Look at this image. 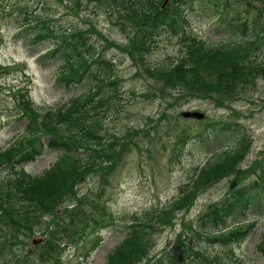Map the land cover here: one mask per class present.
I'll return each instance as SVG.
<instances>
[{
    "label": "rangeland",
    "instance_id": "1",
    "mask_svg": "<svg viewBox=\"0 0 264 264\" xmlns=\"http://www.w3.org/2000/svg\"><path fill=\"white\" fill-rule=\"evenodd\" d=\"M124 4L121 0H0V151L30 122L40 125L37 129L44 132L42 124L34 120L32 107L42 117L48 109L65 105L90 87L88 82L68 87L57 79L61 59H40L50 42L32 44L35 17L47 19L57 32L82 30L96 50L115 65L111 106L105 110L98 107L102 123L92 124L96 128L94 138L99 139L94 148L104 161L90 166L72 198L62 203L59 211L40 212L35 221L22 223L18 232L7 218H22L23 212L19 214L8 200L3 201L12 196L15 172L5 164L0 166V179L7 180L1 186L7 197L0 195V264H104L108 253L124 237L126 224L136 216L144 220L150 213L163 219L139 264H155L184 240L222 264H264L257 249L264 232V210L251 208L244 215L230 218L228 225L249 229L239 240L223 243L206 237L193 239L191 233L198 217L211 204L253 179H263L264 73L244 75L238 69L240 65L208 60L199 50H185V42L195 45L200 38L224 47L237 43L242 33L230 31L225 18L240 12L251 27L255 22L264 25V0H241L232 7L197 1L181 9L169 0V6L153 11V17L147 20L158 27L166 25L156 30L159 34L152 39L137 36L143 25L123 16ZM175 9L183 15L178 20L172 18ZM168 22H177L176 28L172 30ZM183 55L192 56L193 67L174 71L173 64ZM257 56L264 59V39ZM242 58L245 66L247 55ZM242 58L234 61L239 63ZM162 63H170L162 74L147 69ZM24 99L30 104L26 115L21 105ZM185 110L201 111L204 117H185ZM211 120L240 124L244 154L229 174L208 185L193 201H180V186L189 181L196 167L203 166L217 150L241 141L237 133H214L180 143L184 131L198 133ZM55 159L56 152L51 151L27 162L24 169L38 174ZM93 214L105 221L114 218L115 223L103 229L89 227L88 236L75 237L73 229ZM65 223L73 226L61 234L64 237L53 240L49 231ZM24 225L33 229H24Z\"/></svg>",
    "mask_w": 264,
    "mask_h": 264
},
{
    "label": "trees",
    "instance_id": "2",
    "mask_svg": "<svg viewBox=\"0 0 264 264\" xmlns=\"http://www.w3.org/2000/svg\"><path fill=\"white\" fill-rule=\"evenodd\" d=\"M121 1L125 2L123 6L125 9L122 11L123 16L129 19L132 18L133 22L142 23L143 25L142 27L139 26L138 37H149L152 39L153 36L155 37L159 34L156 30L161 26L166 28V25L158 27L154 22L147 21L151 20L150 17H153V11L165 9L169 6L168 3L166 4L167 6H163L166 0ZM171 1L177 9H181L197 1L208 2L214 6L222 4L223 6L232 7L240 3L241 0ZM178 16L183 15L175 9L172 18L178 20ZM26 20L27 22L30 21V19ZM225 22H228L227 28L230 31L242 33L240 41L224 47L211 44L200 38L195 45L189 41L185 42V50L192 53L199 50L208 60H225L240 65L238 69L244 72V75L250 74L254 77L262 75L264 73V59L258 58L257 51L260 49V44L264 39V25L255 22V26L251 27L247 20L241 17L240 12L234 13V15L231 14L225 18ZM168 23L172 26V30L177 26V22ZM34 24V27L37 28L34 33L30 34L33 39L32 44L50 42V46L44 53L40 54V59L45 61L61 59L62 61L57 67V79L64 82L68 87L71 84L83 82H88L90 87L86 92L72 96L65 105L48 109L42 117L39 116V111L32 107L31 111L35 116L34 120L42 124L41 127L44 132H40L37 129L40 125L30 122L21 134L15 136L13 142L5 150L0 151V166L5 164V166L15 172V179L12 180L13 184H11L13 188L12 196L3 199V201L8 200L11 208L18 210L19 214L23 212L22 218H17V216L13 215L7 218L18 232L21 231L22 223L35 221L40 212L50 213L53 210L57 211L60 209L59 207L62 206V203L64 204L65 201L72 198L76 185L89 172L90 166L99 165L104 161L103 155L96 152L94 148L96 146L95 142L99 139L94 138L96 128L92 124L102 123L98 107L102 106L103 110L109 109L112 102L109 94L112 92L114 94L115 91L114 85H111L113 82L111 80L115 77V65L96 50L86 33L80 29L57 32L49 21L42 17H35ZM255 41L256 43L254 44ZM187 55H183L182 60L180 59L173 64L174 71H179L181 68L189 70L193 67V62L190 60L192 56L187 57ZM246 55L247 63L243 66L244 59L242 57ZM236 58H242V60L237 63L234 61ZM169 64H154V66L150 65L147 69L151 73L158 75L162 74ZM96 89L98 90V92L96 91L98 93L97 96H95V92L92 93ZM113 98H115L114 95L112 96ZM21 105L23 115H26L30 109L28 100H22ZM214 133L217 136L220 133H237L241 141L237 145L235 144L234 147H223L217 150L203 166L196 167L189 181L180 186V201H193L208 185L229 174L239 156L244 154L243 133L240 129V124L236 121H208L203 124L202 130L198 133L192 134L184 131L179 141L181 144H187L193 136L194 138L204 139ZM51 151L56 152V159L49 167L38 174L26 173L24 168L27 162H34ZM17 166L21 167L16 169ZM6 181L4 178L0 179V195H3L4 198L7 195L3 194L1 186L3 188ZM251 208L264 210V176L261 180L253 179L249 183L237 187L218 203L211 204L198 217L196 225L192 227L191 233L194 234L192 238L202 239V237H206L208 240L223 243L243 238L249 229H242L239 224L232 226L228 224L232 216L244 215ZM63 212L66 213V211ZM90 217L88 216L85 219L86 222L83 221L78 227L73 229L75 237H80L84 234L88 236L89 227L103 229L115 223V221L113 222L114 218L110 219V221H105L104 217H99L96 214H93V218ZM162 219L163 217L151 213L144 220L138 216L134 217L132 221L126 224L124 237L108 253L104 264H139L148 254L153 233ZM69 223H71L70 219ZM32 225L28 227L24 225V229L32 230ZM63 225H66V227L61 231ZM55 226L58 229V226ZM69 226L73 225L65 223L59 225L60 228L58 230L54 229L56 232L54 230L49 231L53 240H57V238L59 240L64 237L61 234H65L67 230H70ZM51 236H49L50 239ZM96 243L98 244L97 241ZM58 245L61 246V243L58 242ZM49 248L52 249V245ZM257 249L264 257V232ZM156 262L155 264H222L203 252L196 250L192 243L187 240L179 243L174 250L161 256Z\"/></svg>",
    "mask_w": 264,
    "mask_h": 264
},
{
    "label": "water",
    "instance_id": "3",
    "mask_svg": "<svg viewBox=\"0 0 264 264\" xmlns=\"http://www.w3.org/2000/svg\"><path fill=\"white\" fill-rule=\"evenodd\" d=\"M168 1L169 0H166L163 6H165L168 3ZM182 115L185 117H193V118H199V119L204 117V113L198 110H185L182 112ZM232 186H234V183Z\"/></svg>",
    "mask_w": 264,
    "mask_h": 264
}]
</instances>
